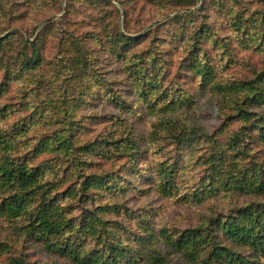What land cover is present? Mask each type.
Listing matches in <instances>:
<instances>
[{
    "label": "rangeland",
    "instance_id": "rangeland-1",
    "mask_svg": "<svg viewBox=\"0 0 264 264\" xmlns=\"http://www.w3.org/2000/svg\"><path fill=\"white\" fill-rule=\"evenodd\" d=\"M257 74L264 0H0V160L44 174L28 212L0 209V264H188L187 231L198 264H264L247 220L226 228L264 205V93L242 122L211 89ZM43 195L63 220L47 243Z\"/></svg>",
    "mask_w": 264,
    "mask_h": 264
},
{
    "label": "trees",
    "instance_id": "trees-1",
    "mask_svg": "<svg viewBox=\"0 0 264 264\" xmlns=\"http://www.w3.org/2000/svg\"><path fill=\"white\" fill-rule=\"evenodd\" d=\"M246 35H248V30L244 28L242 36ZM242 40L243 38L240 39L241 44ZM258 43L263 45L260 42ZM261 76L258 78L257 74V78H255L257 80H234L228 81V83L220 82L218 80L212 81L211 89L213 92H216L223 98L225 102L224 108L228 107L231 115L241 117L243 120L240 121L242 122L249 121V119H251L249 118L250 111H248L246 107L249 103H253V105L256 106L264 93V74H261ZM205 78H207V76ZM204 82L207 83L208 80L205 79ZM207 85L208 84H205L204 86ZM222 107H220V109ZM179 126L180 125L178 122L174 120L171 123L170 129H173L174 127V130L185 132L183 131L185 128L182 127L179 129ZM197 130L198 132L193 134L192 137L201 136L205 138H213L209 133L202 131L200 128H197ZM182 132H178V135H180ZM192 133L194 132L192 131ZM262 133L263 135L261 136V140L264 141V130ZM173 138L177 142L183 141V139H181L176 134H173ZM135 147L136 144L134 143L133 148ZM223 159H225L224 155L221 156L220 162H222ZM216 163L217 162H215V164ZM7 165L10 166L8 167ZM43 178L44 174L39 169L27 168L23 164H13L12 162L11 164H8V162L0 160V190L5 192V194L9 193L8 197L12 198V201L8 205V209H6V205H0L1 213L9 211L10 213L14 214V211L16 210L19 214L28 212V210L24 208V202L27 200L25 197L29 196V194L37 195L41 193L40 185ZM263 189L264 187L260 188L259 192L264 193ZM45 195L42 196V199H39L38 204L35 206V214L34 218H32V223L34 229H36V235L43 239L44 243H47L49 236H55L58 234L63 220L61 214L59 213L60 209L55 205V201L51 198L47 199ZM252 211V209L245 210L243 217L239 218V221L235 220L234 222H229L226 225V228L229 229V237L234 239L235 233H233V227L243 228L247 220L250 232H246V236H242L241 242H247L252 248H254V250H258L262 255H264V205L260 208V212L253 213ZM207 225V235H210V240L214 241L216 239L215 232L220 227L221 222L216 219L214 222H208ZM188 235H192V232H185L184 236L179 241L176 240L171 245L174 247L175 252L180 253L185 260L187 259L188 264H198V260H195L193 257V251H190L193 238L191 239ZM49 247L51 246L49 245ZM53 248L54 251L60 252H67L69 250L68 244L63 246L53 245ZM224 253L227 254V250L224 248H219L216 254V259L220 260ZM170 254L172 253L166 252L165 257L160 256L157 249L152 251L148 250L146 252V262L147 264H168L170 262L168 260ZM15 263L21 264L18 262ZM100 264L110 263L104 261ZM112 264H118V262H114ZM174 264L181 263L175 262Z\"/></svg>",
    "mask_w": 264,
    "mask_h": 264
}]
</instances>
